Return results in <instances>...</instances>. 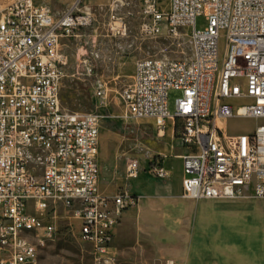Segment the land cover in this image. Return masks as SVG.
<instances>
[{
    "label": "built area",
    "instance_id": "1",
    "mask_svg": "<svg viewBox=\"0 0 264 264\" xmlns=\"http://www.w3.org/2000/svg\"><path fill=\"white\" fill-rule=\"evenodd\" d=\"M82 0L61 13L35 0H0V264H43L40 250L57 236L51 220L59 205L78 222V237L97 259L113 264V228L137 195L99 190V111L66 110L60 83L62 39L91 20ZM140 32L172 35L187 29L188 59L148 56L135 61L131 83L119 92L124 115L151 118L163 136L168 118L185 148L182 195L192 200L264 198V123L230 133V117L264 119V0H141ZM204 14L207 25L195 27ZM111 31L125 32L111 15ZM225 37L220 55L219 38ZM96 55L80 58L94 74ZM178 90L174 112L169 90ZM102 103L107 85L93 80ZM141 167L128 162L126 176ZM150 173L166 175L161 157ZM161 264H179L166 258Z\"/></svg>",
    "mask_w": 264,
    "mask_h": 264
},
{
    "label": "rangeland",
    "instance_id": "2",
    "mask_svg": "<svg viewBox=\"0 0 264 264\" xmlns=\"http://www.w3.org/2000/svg\"><path fill=\"white\" fill-rule=\"evenodd\" d=\"M35 1L47 4L53 11L61 13L75 0ZM82 4L90 10L91 20L79 31L78 36L63 40V51L67 58L60 83L61 104L69 111H99L103 114L98 138L101 174L106 176L110 165L111 169H116L114 165L122 159L126 162L136 159L141 167L148 170L149 162L158 156L157 153L163 147V136L156 133L153 119L126 117L119 92L131 83L138 58H190L192 50L187 29H179L176 35L167 33L164 29L156 35H144L140 32L141 0H82ZM111 15L119 17L124 23L123 34L110 30ZM206 25L205 15H196L195 27L203 29ZM224 49L225 37L221 36V56ZM91 53L96 55L93 60L94 74L85 75L80 58ZM95 77H100L107 85L106 97L102 103L93 91ZM179 94L178 90L168 91L167 106L171 114L174 112V100ZM260 123H264V119L237 116L228 118L226 127L230 133H239L250 131ZM236 214L237 224L243 226V217L264 215V200H250ZM51 220L57 227V236L54 240L47 241L40 250L43 264H105L97 259L88 243L79 239L78 222L69 209L59 205L51 215ZM219 249L221 251L214 255V260L223 259V263L219 262L221 264H264L262 247L255 249L247 246L244 252H230L227 245H221ZM112 252L115 255L113 264H161L166 259L155 262L151 254L123 256L116 248ZM243 258L245 263L241 262Z\"/></svg>",
    "mask_w": 264,
    "mask_h": 264
},
{
    "label": "crops",
    "instance_id": "3",
    "mask_svg": "<svg viewBox=\"0 0 264 264\" xmlns=\"http://www.w3.org/2000/svg\"><path fill=\"white\" fill-rule=\"evenodd\" d=\"M64 39L70 38L62 39V50ZM174 123L167 119L163 147L157 153L165 176L157 177L139 164L138 175L128 178V162L123 159L114 165L116 169L109 164L106 176L99 171L102 193L112 195L123 189L138 197L113 228L112 248L123 256L151 254L155 262L170 257L182 264H221L223 259L214 260L221 245L229 246L230 252H244L247 246L264 249V215L243 217V226L236 222L244 203L264 198L195 201L182 195L181 155L186 150L175 136Z\"/></svg>",
    "mask_w": 264,
    "mask_h": 264
}]
</instances>
